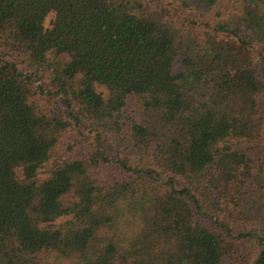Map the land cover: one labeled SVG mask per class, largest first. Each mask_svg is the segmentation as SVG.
Here are the masks:
<instances>
[{
	"label": "trees",
	"instance_id": "trees-1",
	"mask_svg": "<svg viewBox=\"0 0 264 264\" xmlns=\"http://www.w3.org/2000/svg\"><path fill=\"white\" fill-rule=\"evenodd\" d=\"M259 260L264 0H0V264Z\"/></svg>",
	"mask_w": 264,
	"mask_h": 264
},
{
	"label": "rangeland",
	"instance_id": "rangeland-1",
	"mask_svg": "<svg viewBox=\"0 0 264 264\" xmlns=\"http://www.w3.org/2000/svg\"><path fill=\"white\" fill-rule=\"evenodd\" d=\"M54 15H50L46 21V26L50 27V21L53 19ZM98 91L106 94V89L104 87H98ZM20 173V170H19Z\"/></svg>",
	"mask_w": 264,
	"mask_h": 264
},
{
	"label": "water",
	"instance_id": "water-1",
	"mask_svg": "<svg viewBox=\"0 0 264 264\" xmlns=\"http://www.w3.org/2000/svg\"><path fill=\"white\" fill-rule=\"evenodd\" d=\"M260 261H261V260H259V261H258V263H256V264H259V263H260Z\"/></svg>",
	"mask_w": 264,
	"mask_h": 264
}]
</instances>
